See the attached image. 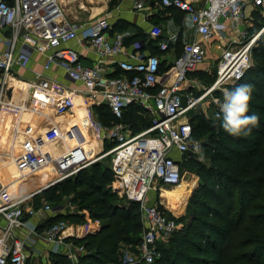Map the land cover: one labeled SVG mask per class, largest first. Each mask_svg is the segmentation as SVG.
I'll return each mask as SVG.
<instances>
[{"label":"built area","instance_id":"2783aa9c","mask_svg":"<svg viewBox=\"0 0 264 264\" xmlns=\"http://www.w3.org/2000/svg\"><path fill=\"white\" fill-rule=\"evenodd\" d=\"M134 2L137 9L144 8V0ZM162 4L190 14L198 39L185 44L182 54L164 72L160 69L161 59L149 54L140 61L116 60L122 73L110 76L103 61L124 53L127 34L112 33V25L106 19H96L85 25L71 22L64 16L61 0H0V31L10 29L12 33L4 39L8 46L0 58V111L3 107L26 111L28 100L35 103L41 100L57 115H65L73 111L76 95L83 94L89 126L99 139L112 145L93 154V149L83 143L82 129L76 127L70 131L75 145L53 156L45 149L50 139L28 136L21 142L16 168L23 178H28V174L50 165L56 171L47 185L50 187L107 159L116 178L114 184L127 201L139 204L144 225L138 258L124 264H153L160 257L159 244L170 240L180 228L174 215L155 205L149 197L150 192L174 188L183 181L180 163L189 153L197 154L201 148L200 141L193 138L188 113L212 96L209 102L214 107L213 116L222 118L217 101L222 102L223 90L231 89L252 67V51L263 32L250 35L247 28L239 29L248 19L249 7L264 11V0H202L200 6L196 0H162ZM235 31L237 38H231ZM151 34L158 39L162 31L154 27ZM76 39L79 44L93 49L99 57L97 63L82 61L78 51L69 46ZM215 41L222 42L215 63V81L198 96L193 92L183 94L189 75L207 60V45ZM18 42L24 43L28 52L43 55L46 61L44 69L34 72L33 78L21 79L28 84L22 87L26 97L16 103V87L11 83L17 78H12V70L14 65L25 67L30 59V52L17 49ZM169 42H159V51H167ZM54 66L61 68L84 90L67 91L47 77L45 72ZM216 92L221 93L220 97L214 96ZM101 105L118 117L128 107L138 105L151 117L152 124L139 133H134L124 121L103 125L93 113L94 108ZM66 138L57 131L55 140L65 142ZM41 191L4 199L3 194L7 192L0 179V264H28L32 257H38L39 241L46 243L48 254L62 253L74 264L84 254V247H76L72 239L86 236L87 226L81 225L83 231L80 232L73 223L59 221L39 231L29 220L40 213L65 211L63 207L54 208L47 203L40 209L28 206L26 202Z\"/></svg>","mask_w":264,"mask_h":264},{"label":"trees","instance_id":"16d2710c","mask_svg":"<svg viewBox=\"0 0 264 264\" xmlns=\"http://www.w3.org/2000/svg\"><path fill=\"white\" fill-rule=\"evenodd\" d=\"M256 48L257 64L231 89L244 83L253 86L248 114L257 115L259 121L250 126L249 134L233 136L222 128V118L212 114L209 118L203 114L191 117L193 138L200 141L205 161L189 153L180 164L182 173L189 168L200 176V189L191 198L194 212H190L196 213L198 221L193 233L189 234L192 228L188 223L168 243L159 244L160 257L153 264H264V33ZM168 68L161 62L162 72ZM93 111L103 125L124 121L134 133L152 124L151 117L138 105L128 107L121 117L105 105ZM113 182L116 178L109 162L107 166L98 162L27 202L35 209L47 201L54 208H65L38 226L39 231L59 221L87 226L86 236L73 240L85 249L77 264H124L126 252L138 254L144 232L140 206L127 200L119 205L118 195L112 192ZM66 197L77 205L78 213L67 210L62 201ZM49 263L74 264L62 253H50Z\"/></svg>","mask_w":264,"mask_h":264},{"label":"crops","instance_id":"0c3cea01","mask_svg":"<svg viewBox=\"0 0 264 264\" xmlns=\"http://www.w3.org/2000/svg\"><path fill=\"white\" fill-rule=\"evenodd\" d=\"M196 1H198L199 6L202 4V0ZM61 7L64 16L71 22L85 25L96 19H106L112 25V33L119 32L127 34L125 38L124 53L117 58H106L103 61V67L105 71L110 74V76H115V74L118 73V70H120L118 69L116 60L124 59L140 61V59L146 57L147 55L153 54V52H156V55L161 59V62L165 67H169V65H171L182 54L185 44L198 39L197 29L192 22L191 15L164 6L162 4V0H144V8L141 10L135 7L134 0H61ZM254 11L256 10H252V8L249 7L246 12L247 18L252 17L254 15ZM154 27H158L162 31V34L158 39H154L151 34ZM243 28H246V22L240 27L239 31ZM11 34L10 29L0 31V58L7 50L8 46L6 40L4 39L9 38ZM236 34L238 33L235 31V33L231 34L232 36L230 37L237 38ZM162 41H170L169 49L167 51L158 52L156 47H158V43ZM221 45L222 42L219 41H215L214 43L207 45V60L200 66L198 71L189 75L183 94L193 92L196 96H198L204 91V89H201L202 79H208L209 77L214 76L213 71L215 74V67H212L213 64L206 63L208 62V59H214L216 61L217 57L221 53ZM69 46L78 51L85 64H94L98 62L99 57L93 49L89 46L85 47L79 44L77 39L71 41ZM17 49L20 51H27L24 43L22 42L17 43ZM29 52L30 59L27 65L25 67L14 65L12 70V78L16 77L17 80L18 78L20 80H15L11 83V86L16 87V94L14 96V101L16 103L20 99L22 100L26 97V92L22 87H28V84L25 81H21V79H31L34 77V72L44 69V63L46 61L45 57L35 51ZM121 73L122 71L120 70V73L117 75H120ZM45 74L47 77L61 84L67 91L84 90L83 86L70 80L61 68L54 66L49 71L45 72ZM75 101L76 105L73 111L65 115H57L54 109L47 102L45 103L41 100L36 103L35 101L33 102L28 100L27 105L29 108L26 111H20L16 107H3L1 109L0 159H4L6 157L8 150H13L15 152L12 159L13 161L10 163L8 168V171L12 174V177L14 176V179L5 187V192H15L14 190L18 192L17 195L12 193V197L29 196L32 193H36L47 186L52 181L54 173L56 174L54 168L48 165V167H45L36 173L28 174V178L30 177V180L32 179V176L35 178L38 175L41 179L39 184L35 183L34 186H36V188L34 190L31 189L32 191L28 192L27 189L29 188H27V185L20 184L23 181L28 183L29 179L27 177V180L22 179V175H19L16 165L13 162H15V159L19 156L21 142L28 136H41L44 139H50L45 149L55 156L67 151L71 146L75 145L70 131L79 127L83 131V143L85 146L93 149V154L105 150V146H107L108 143H104L103 140L97 137L86 120L87 116L84 104V95H76ZM33 107L37 108V110H33ZM213 111L214 107L211 104L209 110L204 111V114L209 112V114L213 115ZM57 131L63 133V135L67 137V141L64 142L60 139L55 140ZM34 182H36V179ZM163 190L164 189H162V191ZM118 191L119 193L121 192L120 189H118ZM53 215L54 214L48 212L40 213L39 216L32 217L29 220L33 225L40 226L42 223L47 222V220ZM74 225L81 230L80 232L83 231L81 224ZM21 233L24 234V231H21ZM84 237L85 236H83V238ZM45 244L46 243L43 241H39V245L36 249V255L39 258H43L45 255L48 256ZM74 245L76 247L81 246L76 245L75 243Z\"/></svg>","mask_w":264,"mask_h":264},{"label":"rangeland","instance_id":"374dc122","mask_svg":"<svg viewBox=\"0 0 264 264\" xmlns=\"http://www.w3.org/2000/svg\"><path fill=\"white\" fill-rule=\"evenodd\" d=\"M246 28L248 29V32H249L248 34H250V35L252 33H256V32H259L260 30H263V32L261 34V36H262L263 33H264V11H262L260 9L254 11V15L252 17H248V19L246 21ZM256 46H257V43H256V45L254 46V49H253L252 66L254 64H257V61H258L256 56L254 55V50L257 49ZM218 53H220V52H218ZM214 61H215L214 59H210V60L208 59V62L206 64H208V63L211 64L212 63L213 66L212 65L211 66L215 67L216 61H215V63H214ZM213 75H214V71H213ZM210 79H212L213 81H210ZM212 82H214V76L209 78V79H202L201 89H205V88L209 87V85L213 84ZM220 95H221V93H219V92H216L214 94V96L217 97V98L220 97ZM211 97L212 96L206 97L201 103L198 104V108L193 110V111H191L190 113H188V115H190L191 117L193 115H196V114H199V113L205 115L204 111H208L209 108L211 107V103L209 102V99ZM210 115L211 114H209V112H207L205 117L209 118ZM111 147H112V145H110L108 143V145L105 146V149L106 148L109 149ZM200 151L201 152L197 153L195 155V157L199 161H205V158L203 156V151L202 150H200ZM14 155H15V152L13 150H8V152L6 154V157L4 159H0V179L5 184V187H6L7 184H9L14 179V176L12 177V174L8 171L9 165L13 161L12 159H13ZM13 163L16 164L17 160L15 162H13ZM101 163L103 165L107 166L108 165V160L104 159ZM18 172H19V175H22V173L19 171V169H18ZM55 175L56 174L54 173V177H55ZM31 178H32L31 180H30V177L28 178L29 179L28 183H26V181H23L22 183H20L21 185L22 184L27 185V188H29V189L26 188L28 190V192L34 190L36 188V186H34L35 183L39 184L40 180H41L39 175L36 176L35 178H33V176H32ZM22 179L23 180H27L26 178H23V177H22ZM35 179H36V182H34ZM199 181H200L199 174H197V172L195 170H190L189 168H186L185 171L183 172V182L184 183L181 184L182 186L180 185V187L179 188L177 187L176 190H174L175 188H172V189L171 188H163L164 190H167L168 192L171 191V190H174V191H172L173 198L171 199L170 202H165V201L162 200V198H161L162 197V194H161L162 191L154 190V191L150 192V196H149L150 199L157 201L156 204L160 208V210L163 209V210L169 212V214L174 215L176 217V219H178L180 221L179 222L180 228L177 231H179L181 229L183 230L189 223L190 227L192 228V229L189 230V234L193 233V228L195 227L198 219H197L196 213H194V214L190 213V212H192L194 210V209H191V208H195L194 204H192V203H194V201H191V198L192 197L194 198V194L197 193V191L200 189ZM44 183H46V182H44ZM14 191L15 192L4 193L3 194V198L4 199L13 198L12 197L13 196L12 193L14 195L15 194L17 195V193H18L16 190H14ZM112 192H114L116 195H118L117 196L118 199H119L118 204L119 205H125V200L126 199L124 198V196L122 195L121 192L119 193L117 184H114V186L112 188ZM159 194L161 196H159ZM69 199L70 198L66 197V198H64L62 200L64 202V205L66 206L67 210H71L72 211L71 213H74V214L78 213L77 205L71 203ZM47 203L50 204V202H48V201H47ZM189 236H191V235H189ZM166 243H168V242H166ZM130 252L131 251H128L125 254L126 255L125 256V263L128 262L130 259L138 258V254L133 255ZM49 257H50V254H48V256L45 255V257L43 256V258L42 257H40V258L39 257H32L30 261H31V264H42V263L50 264L49 263ZM42 260H44V261H42ZM50 261H51V259H50Z\"/></svg>","mask_w":264,"mask_h":264},{"label":"clouds","instance_id":"9594fccd","mask_svg":"<svg viewBox=\"0 0 264 264\" xmlns=\"http://www.w3.org/2000/svg\"><path fill=\"white\" fill-rule=\"evenodd\" d=\"M252 85L238 84L232 89L223 90V101H217L222 113V128L233 136L247 135L252 131L250 126L257 125L259 117L249 115V102Z\"/></svg>","mask_w":264,"mask_h":264},{"label":"bare ground","instance_id":"6f19581e","mask_svg":"<svg viewBox=\"0 0 264 264\" xmlns=\"http://www.w3.org/2000/svg\"><path fill=\"white\" fill-rule=\"evenodd\" d=\"M181 183H180V185H181ZM180 185H178L177 187L179 188ZM177 187H174L175 188L174 190H176ZM174 190L169 191L170 193L167 190H163L162 191V200L165 202H170L171 199L173 198L172 191H174Z\"/></svg>","mask_w":264,"mask_h":264},{"label":"water","instance_id":"95a60500","mask_svg":"<svg viewBox=\"0 0 264 264\" xmlns=\"http://www.w3.org/2000/svg\"><path fill=\"white\" fill-rule=\"evenodd\" d=\"M47 188H49L48 186L47 187H44L42 190H45V189H47Z\"/></svg>","mask_w":264,"mask_h":264}]
</instances>
